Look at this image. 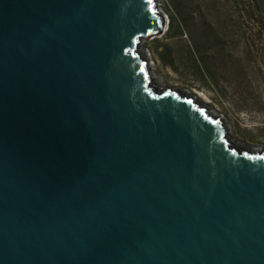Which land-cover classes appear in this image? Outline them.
I'll use <instances>...</instances> for the list:
<instances>
[{
  "label": "water",
  "instance_id": "95a60500",
  "mask_svg": "<svg viewBox=\"0 0 264 264\" xmlns=\"http://www.w3.org/2000/svg\"><path fill=\"white\" fill-rule=\"evenodd\" d=\"M155 0H0V264H264V149L150 81Z\"/></svg>",
  "mask_w": 264,
  "mask_h": 264
},
{
  "label": "rangeland",
  "instance_id": "374dc122",
  "mask_svg": "<svg viewBox=\"0 0 264 264\" xmlns=\"http://www.w3.org/2000/svg\"><path fill=\"white\" fill-rule=\"evenodd\" d=\"M155 1L167 26L139 45L154 76L220 117L237 145L264 149V0Z\"/></svg>",
  "mask_w": 264,
  "mask_h": 264
},
{
  "label": "bare ground",
  "instance_id": "6f19581e",
  "mask_svg": "<svg viewBox=\"0 0 264 264\" xmlns=\"http://www.w3.org/2000/svg\"><path fill=\"white\" fill-rule=\"evenodd\" d=\"M156 7V6H155ZM157 9V8H156ZM167 26V25H166ZM138 48H139V46H138ZM137 48V51H138V53L140 54V56H142V52H140L141 50H140V48L138 49ZM144 58V57H143ZM149 78H150V81H151V83L153 84V86L155 85V86H157L158 87V89H164V88H166V86L165 85H162L161 84V82H160V80L159 79H157L155 76H154V74H153V68L152 67H150L149 68ZM156 87V88H157ZM196 100V99H195ZM198 102V101H197ZM225 130H226V133L228 134V136L230 137V139L232 140V138H231V135H230V131H229V129H228V127L225 125ZM232 142L234 143V144H236L237 145V143H236V141H234V140H232ZM239 145V144H238ZM241 145V144H240Z\"/></svg>",
  "mask_w": 264,
  "mask_h": 264
},
{
  "label": "trees",
  "instance_id": "16d2710c",
  "mask_svg": "<svg viewBox=\"0 0 264 264\" xmlns=\"http://www.w3.org/2000/svg\"><path fill=\"white\" fill-rule=\"evenodd\" d=\"M175 16H176V20L180 21L178 14L175 13ZM177 29H178V26H177ZM169 66L172 67V65L170 63H169Z\"/></svg>",
  "mask_w": 264,
  "mask_h": 264
}]
</instances>
